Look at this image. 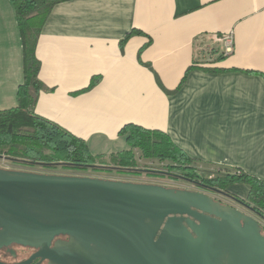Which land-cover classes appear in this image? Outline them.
Masks as SVG:
<instances>
[{"label":"crops","instance_id":"obj_1","mask_svg":"<svg viewBox=\"0 0 264 264\" xmlns=\"http://www.w3.org/2000/svg\"><path fill=\"white\" fill-rule=\"evenodd\" d=\"M36 55L35 112L94 156L128 150L132 124L264 181V0H71L52 9ZM23 79L15 9L0 0V111L17 106Z\"/></svg>","mask_w":264,"mask_h":264},{"label":"water","instance_id":"obj_2","mask_svg":"<svg viewBox=\"0 0 264 264\" xmlns=\"http://www.w3.org/2000/svg\"><path fill=\"white\" fill-rule=\"evenodd\" d=\"M253 214L199 191L0 168V250H37L19 264H264Z\"/></svg>","mask_w":264,"mask_h":264},{"label":"trees","instance_id":"obj_3","mask_svg":"<svg viewBox=\"0 0 264 264\" xmlns=\"http://www.w3.org/2000/svg\"><path fill=\"white\" fill-rule=\"evenodd\" d=\"M10 1L22 42L24 79L17 89V106L0 111V156L46 169L99 171L95 167L97 156L91 153L85 140L35 112L38 94L43 89L38 77L41 63L36 55L39 37L52 9L71 0ZM120 135L129 149L110 157L115 167L107 172L114 169L120 174L138 176L146 172L157 175L158 171L139 164L144 160L167 162V168L176 170L179 179L216 193H229L230 186L245 184L249 186V194L245 200L241 199L243 204L264 220V181L258 177L231 170H227L228 173L200 170L195 166L198 161L190 158L162 131L131 124L126 125ZM159 175L166 173L160 171Z\"/></svg>","mask_w":264,"mask_h":264},{"label":"rangeland","instance_id":"obj_4","mask_svg":"<svg viewBox=\"0 0 264 264\" xmlns=\"http://www.w3.org/2000/svg\"><path fill=\"white\" fill-rule=\"evenodd\" d=\"M139 164L146 165V168L148 169L158 171V174L151 176V174L142 172L140 175L136 176V175H129V174H124V173L120 174L114 169L112 172H107L106 170L115 167V164L111 161L110 157H107V158L97 157L95 161V167L99 169V171L89 170V171L81 172V171L66 170L61 167H58L55 169H46L45 167H42V166H36V167L33 166V168L28 171L39 172V173H44V174H53V175L81 176V177L85 176V177H93V178H100V179H106V180L161 185L167 188H175V189H182V190L202 191L200 189H197L191 183L183 179H179V177L177 176L178 172L176 170H173V169L169 170V168H167L166 166L168 164L167 162L159 163V162H148V161L140 160ZM195 166L200 170L210 171L212 173H215V172L228 173V171L225 169L220 170V168H217V167H207L200 163L195 164ZM0 167L10 168V169L30 168V167H27V165L20 163L19 161L8 160L6 158L0 160ZM160 171L166 173V175H159ZM245 189H246L245 186H242V185L238 186V184H234L229 187V192L241 198V196L245 194ZM206 194L210 195L211 197L214 196V197H217L218 199H222L218 195H213L207 192ZM226 202L236 207L235 203L228 202V201ZM254 216L259 218L256 214Z\"/></svg>","mask_w":264,"mask_h":264},{"label":"flooded vegetation","instance_id":"obj_5","mask_svg":"<svg viewBox=\"0 0 264 264\" xmlns=\"http://www.w3.org/2000/svg\"><path fill=\"white\" fill-rule=\"evenodd\" d=\"M2 159H4V158H0V160H2ZM27 167H30V168H23V169L22 168H20V169H17V168L10 169V168H3V167H0V168L1 169H6V170H11V171L33 172V171H28V170L32 169L33 166H27ZM33 173H39V172H33ZM39 174H44V173H39ZM192 185H194L197 189H200V190L204 191L203 193L207 192V193H210V194H213V195L220 196L222 199H218L217 197H214V196H213V198L216 201L221 202L222 204L232 206V205H230L229 203L226 202V201H228V202L235 203L236 207H238L241 210H246V208H247L245 204L237 203L230 196L225 195V193H216L214 191L202 188V187H200V186H198L196 184H192ZM202 191H199V192H202ZM227 194H230V192L227 193ZM232 207H235V206H232ZM61 239L62 240H67L68 238L67 237H61ZM36 252H37V250H34V249L23 248V247L14 245V246H11L10 248H4V249L0 250V261L3 262V263H6V264L25 263V262L29 261L30 258ZM29 264H48V261H41L40 259H35L32 262H30Z\"/></svg>","mask_w":264,"mask_h":264},{"label":"built area","instance_id":"obj_6","mask_svg":"<svg viewBox=\"0 0 264 264\" xmlns=\"http://www.w3.org/2000/svg\"><path fill=\"white\" fill-rule=\"evenodd\" d=\"M217 41L223 42L225 44V52L229 53L233 50V37L231 35H223L217 38Z\"/></svg>","mask_w":264,"mask_h":264}]
</instances>
